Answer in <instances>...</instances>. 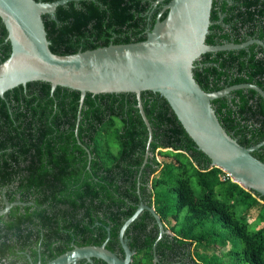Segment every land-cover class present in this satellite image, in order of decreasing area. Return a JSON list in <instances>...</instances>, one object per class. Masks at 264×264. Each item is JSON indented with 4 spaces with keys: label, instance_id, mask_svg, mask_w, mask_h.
I'll list each match as a JSON object with an SVG mask.
<instances>
[{
    "label": "trees",
    "instance_id": "16d2710c",
    "mask_svg": "<svg viewBox=\"0 0 264 264\" xmlns=\"http://www.w3.org/2000/svg\"><path fill=\"white\" fill-rule=\"evenodd\" d=\"M150 4L69 1L56 18L43 15L50 48L62 55L144 40ZM211 20L208 44L264 41V0H214ZM7 36L0 16V63L12 51ZM193 71L209 92L240 83L264 90V47L207 52ZM80 96L32 81L0 97V209L22 202L0 215V264H38L39 258L44 264L73 245H101L108 227L107 248L124 257L119 232L142 202L156 210L166 232L159 238L155 216L143 210L126 231L135 251L131 264H264V196L212 166L165 97L142 92L153 130L143 166L149 131L137 95L88 92L78 140ZM212 104L242 145L264 140V98L256 90H234ZM253 155L264 162V146ZM201 252L212 253L198 260ZM93 264L108 263L94 258Z\"/></svg>",
    "mask_w": 264,
    "mask_h": 264
},
{
    "label": "water",
    "instance_id": "95a60500",
    "mask_svg": "<svg viewBox=\"0 0 264 264\" xmlns=\"http://www.w3.org/2000/svg\"><path fill=\"white\" fill-rule=\"evenodd\" d=\"M73 0H0V16L8 30L7 41L12 51L0 63V97L17 86L32 81H46L52 92L58 86L81 92L75 132L78 137L82 108L88 92H133L137 107L149 131L147 153L153 140L151 123L143 107L142 92L153 91L167 99L178 119L199 150L210 159L212 166L224 170L234 182L264 196V162L253 152L264 146V140L246 147L233 137L221 123L212 101L238 89H254L264 98V90L254 83H240L216 91H206L194 75L195 62L207 52L238 50L264 41L250 38L241 43L208 44L207 35L213 23L211 14L214 0H157L167 1L146 39L129 43L111 42L94 49L71 54H56L43 19L44 14L56 18V10ZM81 1V0H75ZM164 12H167L162 18ZM79 140V137H78ZM80 142V141H79ZM22 202H6L0 215ZM155 216L159 238L166 230L161 217L153 207L140 203L136 211L122 225L119 238L124 257L107 248L108 237L101 245H73V248L44 264H77L80 260L94 262L102 259L108 264H131L135 251L128 244L126 231L143 210ZM158 238V239H159ZM156 246V244H155ZM155 259L158 261V257ZM39 264H42L41 262Z\"/></svg>",
    "mask_w": 264,
    "mask_h": 264
},
{
    "label": "flooded vegetation",
    "instance_id": "af4514ba",
    "mask_svg": "<svg viewBox=\"0 0 264 264\" xmlns=\"http://www.w3.org/2000/svg\"><path fill=\"white\" fill-rule=\"evenodd\" d=\"M155 1H157V0H151V4L148 6L146 11L143 13V16H146V18H145L146 22H145V24L143 26V30H142V32L140 34L143 35V36L145 35L146 37L148 35V31L152 29V27L154 26L155 22L157 21L158 16H159L160 12L163 10L164 5L167 3V1H161L158 4H155ZM223 16H224V14L221 13V17L222 18H223ZM74 160H76V158H74ZM40 262H41V260L39 258L38 264ZM79 263L80 264H88L90 262L85 260V259H83V260L78 261L77 264H79ZM93 263H91V264H93Z\"/></svg>",
    "mask_w": 264,
    "mask_h": 264
},
{
    "label": "rangeland",
    "instance_id": "374dc122",
    "mask_svg": "<svg viewBox=\"0 0 264 264\" xmlns=\"http://www.w3.org/2000/svg\"><path fill=\"white\" fill-rule=\"evenodd\" d=\"M254 219L253 218H251V221H253ZM255 228V227H254ZM228 242H229V244H228ZM228 242H226V245H227V247L228 248H230L231 246H230V243H231V240H229ZM221 245H219V247H220ZM216 252H217V250H216ZM212 252H210V253H208V252H201L200 253V257L196 254V256H197V259L198 260H203V257L205 258L206 256H210V254H211ZM214 253V252H213ZM219 260V262H221V260L220 259H218ZM222 262H224L223 260H222ZM214 264H219L218 263V261L216 260V262L214 263Z\"/></svg>",
    "mask_w": 264,
    "mask_h": 264
}]
</instances>
